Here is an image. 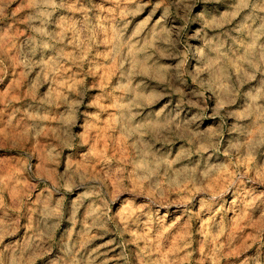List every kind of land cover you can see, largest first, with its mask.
<instances>
[{"label":"clouds","instance_id":"obj_1","mask_svg":"<svg viewBox=\"0 0 264 264\" xmlns=\"http://www.w3.org/2000/svg\"><path fill=\"white\" fill-rule=\"evenodd\" d=\"M0 264H264V0H0Z\"/></svg>","mask_w":264,"mask_h":264},{"label":"rangeland","instance_id":"obj_2","mask_svg":"<svg viewBox=\"0 0 264 264\" xmlns=\"http://www.w3.org/2000/svg\"><path fill=\"white\" fill-rule=\"evenodd\" d=\"M4 154L3 153H0V156H3Z\"/></svg>","mask_w":264,"mask_h":264}]
</instances>
